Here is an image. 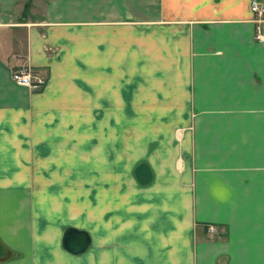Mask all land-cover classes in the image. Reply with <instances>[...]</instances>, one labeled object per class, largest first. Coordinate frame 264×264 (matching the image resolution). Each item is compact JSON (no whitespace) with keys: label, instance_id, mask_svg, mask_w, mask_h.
Listing matches in <instances>:
<instances>
[{"label":"crops","instance_id":"obj_1","mask_svg":"<svg viewBox=\"0 0 264 264\" xmlns=\"http://www.w3.org/2000/svg\"><path fill=\"white\" fill-rule=\"evenodd\" d=\"M253 31L250 0H0V264H264Z\"/></svg>","mask_w":264,"mask_h":264},{"label":"built area","instance_id":"obj_2","mask_svg":"<svg viewBox=\"0 0 264 264\" xmlns=\"http://www.w3.org/2000/svg\"><path fill=\"white\" fill-rule=\"evenodd\" d=\"M250 10L254 25L253 39L262 43L264 42V0H250ZM12 79L17 85L33 92L42 90L47 83L46 75L25 64L14 67ZM210 230L214 229L210 227Z\"/></svg>","mask_w":264,"mask_h":264},{"label":"water","instance_id":"obj_3","mask_svg":"<svg viewBox=\"0 0 264 264\" xmlns=\"http://www.w3.org/2000/svg\"><path fill=\"white\" fill-rule=\"evenodd\" d=\"M90 244V237L81 229L68 227L65 229L62 236V247L72 254H79Z\"/></svg>","mask_w":264,"mask_h":264},{"label":"rangeland","instance_id":"obj_4","mask_svg":"<svg viewBox=\"0 0 264 264\" xmlns=\"http://www.w3.org/2000/svg\"><path fill=\"white\" fill-rule=\"evenodd\" d=\"M252 21H253V19H252ZM116 123H117V121H112V124H111V121H110L111 127L116 126ZM140 123H141V128H142L143 134L144 133L156 134V133H158L157 130L164 125L165 121L141 120ZM147 138H148V136H147ZM154 138H155V136H154ZM79 185L80 184L78 183V187H79Z\"/></svg>","mask_w":264,"mask_h":264}]
</instances>
